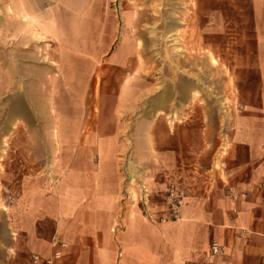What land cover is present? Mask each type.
<instances>
[{
    "label": "crops",
    "instance_id": "1",
    "mask_svg": "<svg viewBox=\"0 0 264 264\" xmlns=\"http://www.w3.org/2000/svg\"><path fill=\"white\" fill-rule=\"evenodd\" d=\"M159 1H163L159 10L171 9L173 0ZM218 1L195 2L197 15L208 16L204 39L207 47L214 48L201 60L209 69L215 68L210 55L215 59L220 55L214 40L222 35L232 48L220 58L232 60L228 67L233 74L235 109L222 119V128L206 130L191 125L190 115L185 114L194 88H201L194 78L162 86L166 67L142 77L135 59L137 44L131 40L110 52L117 24L110 17L103 20L102 0L13 1L25 28L24 34L16 32L20 43H77L71 57L89 64L87 75L92 68L101 77L105 63L129 76L117 88L103 89L102 80L94 82V91L99 92L93 94L92 107L97 111L93 108L83 119L80 100L72 106H78L77 119L71 122L77 124L78 135L69 137L109 144L113 161L131 153L133 164L145 170L148 192L144 215L140 209L118 210L122 182H105L100 173L98 182H73L79 196L62 197L56 207L53 194H41L37 182H24L10 207L0 209V264H40L32 261V255L49 256L53 236L68 243L55 264H264V0H248L250 29L243 14L246 0L229 3L234 18L227 32L222 29L223 20L210 17H217L216 5L223 6ZM148 5L151 1L145 0V9ZM38 34L40 40L35 38ZM30 91L37 96L34 89ZM152 92L157 96L151 100ZM26 102L21 101L24 110L19 116L31 122L37 109L27 98ZM48 105L45 102L47 114ZM85 123L90 129L82 134ZM167 179L184 187L185 199L180 219L161 222L157 217L166 211ZM76 202L78 210L72 205ZM90 203L99 206L92 209ZM213 242L221 245L222 253H210Z\"/></svg>",
    "mask_w": 264,
    "mask_h": 264
},
{
    "label": "rangeland",
    "instance_id": "2",
    "mask_svg": "<svg viewBox=\"0 0 264 264\" xmlns=\"http://www.w3.org/2000/svg\"><path fill=\"white\" fill-rule=\"evenodd\" d=\"M13 1L0 0V209L10 207L12 196L20 193L24 182H37L41 194H53L56 207L64 197L68 200V197L79 196L77 186H72L73 182H98L100 173L105 182H122L118 210L140 209L145 215V193L148 192L145 188V170L133 164L135 157L131 153L118 155V159L113 161L109 156V144L97 145L92 144L90 139L73 140L69 137L72 133L78 135L77 124L71 123L77 119L78 106H72L80 100L83 119L86 112L93 108L97 111L92 107L93 94L99 92L98 84L94 91V82L102 80L103 89L117 88L123 78L129 76L125 71L121 72V69L105 63L101 65V77L99 72L94 75L92 68L91 74L87 75L89 64L71 57L78 47L77 43H20L16 32L24 34L25 28L23 23L20 24L21 13L13 10ZM150 1L151 5L145 9V0H102L103 20L107 21L110 17L117 24V38L110 52L119 44L131 40L137 44L135 59L137 72H141L142 77H145V72L151 74L158 68L163 72L166 67L167 76L161 75L162 86L165 84L168 87L167 83L176 79L183 82L194 78L201 88H194L192 101L188 100L185 106V114L190 115L188 120H192L191 125H198L204 130L208 127L222 128V119L234 112L235 91L233 74L228 67L232 60L220 57L223 51L232 48L225 45L222 35L216 36L215 50L220 55H215L217 60L210 55L215 68L209 69L203 62L205 60H201V56L214 49L211 45L207 47L204 39L206 32L203 29L208 16L197 15L196 0H192V4L191 0L185 3L183 0H173L169 11L159 10L163 1ZM218 3L223 6L221 9L219 4L215 6L217 17L214 14H210V17L223 20L222 29L225 28L227 32L231 30V20L234 18L229 5L233 0H219ZM64 13L68 15L70 12ZM243 14L245 25L250 29L252 22L248 0ZM189 24L191 26H187ZM228 36L230 34L227 33ZM35 38L40 40L39 34ZM103 46L104 53L106 48ZM154 80L155 84L159 83L156 75ZM30 87L44 103H49V113L45 111L44 114L55 127L54 133L50 127L44 126V115L39 116L38 110L37 117L31 122L21 118L20 114L10 117V110L16 103L22 100L27 103V98L28 104L32 105ZM155 93L152 92L149 99H154L157 96ZM187 99L190 97L187 96ZM89 126L83 124L82 134L84 129L85 132L89 131ZM131 141L126 140V143L131 145ZM169 182L176 181L167 179L163 189L164 203ZM178 186L185 192L184 187ZM90 204L92 209L99 206ZM72 205L78 210L79 202ZM95 219L101 221L99 216Z\"/></svg>",
    "mask_w": 264,
    "mask_h": 264
},
{
    "label": "built area",
    "instance_id": "3",
    "mask_svg": "<svg viewBox=\"0 0 264 264\" xmlns=\"http://www.w3.org/2000/svg\"><path fill=\"white\" fill-rule=\"evenodd\" d=\"M264 188V183L261 185ZM185 192L183 188L179 187L176 182H169L165 190V203L167 211L157 217L158 221L167 222L170 220L180 219V209L184 203ZM52 253L47 257H41L40 255H32V261L40 264H55L56 261L62 259L65 254V250L68 248V243L61 240L57 236H53L51 239ZM223 248L217 242H213L210 246V253L217 255L222 253Z\"/></svg>",
    "mask_w": 264,
    "mask_h": 264
},
{
    "label": "bare ground",
    "instance_id": "4",
    "mask_svg": "<svg viewBox=\"0 0 264 264\" xmlns=\"http://www.w3.org/2000/svg\"><path fill=\"white\" fill-rule=\"evenodd\" d=\"M3 13V12H2ZM255 20V19H254ZM247 22V21H246ZM252 22V21H251ZM256 22V21H255ZM254 22V23H255ZM252 24V23H251ZM172 25V24H170ZM254 25V24H253ZM254 33V32H253ZM251 53V52H250ZM31 90H33V87L31 88ZM33 92H31V99H32V104L33 106L36 107V109L39 112V116L45 112V103L43 102V100H41V98H39L36 95H32ZM21 103V102H20ZM20 103H16L14 106H12L11 110H10V117H15L18 114L22 113L23 110V106ZM43 123L45 127H50L52 129V133L55 132V127L53 126V124L51 123V120H48V118L45 117L44 115V119H43Z\"/></svg>",
    "mask_w": 264,
    "mask_h": 264
}]
</instances>
